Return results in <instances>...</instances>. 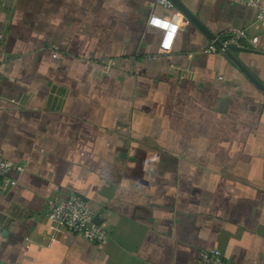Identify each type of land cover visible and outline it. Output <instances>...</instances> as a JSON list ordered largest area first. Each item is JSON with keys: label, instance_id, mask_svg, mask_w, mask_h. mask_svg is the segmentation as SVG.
Wrapping results in <instances>:
<instances>
[{"label": "crops", "instance_id": "obj_1", "mask_svg": "<svg viewBox=\"0 0 264 264\" xmlns=\"http://www.w3.org/2000/svg\"><path fill=\"white\" fill-rule=\"evenodd\" d=\"M181 1L216 38L258 37L233 54L264 85L257 8ZM212 41L157 0H0V147L24 166L0 176V264H264V91ZM71 194L105 243L48 218Z\"/></svg>", "mask_w": 264, "mask_h": 264}, {"label": "built area", "instance_id": "obj_2", "mask_svg": "<svg viewBox=\"0 0 264 264\" xmlns=\"http://www.w3.org/2000/svg\"><path fill=\"white\" fill-rule=\"evenodd\" d=\"M158 3L170 5L167 0H157ZM245 2L258 10L259 19L264 18V3L262 0H245ZM150 26L156 27L166 34L174 35L179 29V22L174 18L152 14L148 20ZM221 45L214 41L202 48L204 53L224 54L225 49L236 47L238 49H255L258 37L248 34L241 28H230L225 31L221 38ZM24 171V166L16 164L6 158L0 147V176L10 181L12 185L17 179L10 175L14 172L19 176ZM48 218L55 223L61 224L69 232L82 235L94 243H105L108 238L106 228L94 221V212L88 200L81 195L71 194L64 200L52 202L47 212ZM190 264H233L228 261L219 248L203 249Z\"/></svg>", "mask_w": 264, "mask_h": 264}, {"label": "water", "instance_id": "obj_3", "mask_svg": "<svg viewBox=\"0 0 264 264\" xmlns=\"http://www.w3.org/2000/svg\"><path fill=\"white\" fill-rule=\"evenodd\" d=\"M167 1L171 3L172 6L177 8L185 18H187L189 21L195 24L206 36L210 38V40H213L216 44L221 45L219 39L216 38L214 34L207 29L204 23L199 18H197L196 15L181 0H167ZM237 49L238 48L236 47L225 49L224 55L230 58L240 68V70L246 74V76L253 82V84H255L259 89L264 91L263 83L246 66H244L233 54V50H237ZM94 221L101 225V220L98 216L94 217Z\"/></svg>", "mask_w": 264, "mask_h": 264}]
</instances>
